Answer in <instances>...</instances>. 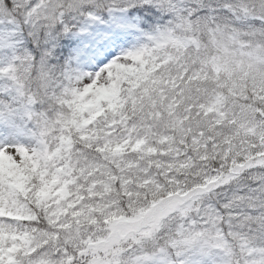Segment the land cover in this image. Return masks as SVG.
<instances>
[{
  "label": "snow or ice",
  "instance_id": "1",
  "mask_svg": "<svg viewBox=\"0 0 264 264\" xmlns=\"http://www.w3.org/2000/svg\"><path fill=\"white\" fill-rule=\"evenodd\" d=\"M0 264H264V0H0Z\"/></svg>",
  "mask_w": 264,
  "mask_h": 264
}]
</instances>
